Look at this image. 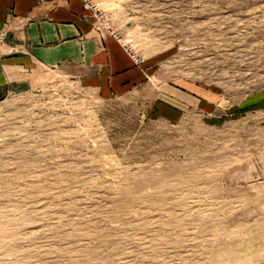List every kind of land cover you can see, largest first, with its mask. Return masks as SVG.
<instances>
[{"label":"rangeland","instance_id":"obj_1","mask_svg":"<svg viewBox=\"0 0 264 264\" xmlns=\"http://www.w3.org/2000/svg\"><path fill=\"white\" fill-rule=\"evenodd\" d=\"M92 2L147 78L0 102V264H264V0Z\"/></svg>","mask_w":264,"mask_h":264},{"label":"crops","instance_id":"obj_2","mask_svg":"<svg viewBox=\"0 0 264 264\" xmlns=\"http://www.w3.org/2000/svg\"><path fill=\"white\" fill-rule=\"evenodd\" d=\"M0 33V102L58 73L111 96L143 83L149 72L97 27L82 0H0ZM166 91L189 97L170 86Z\"/></svg>","mask_w":264,"mask_h":264},{"label":"built area","instance_id":"obj_3","mask_svg":"<svg viewBox=\"0 0 264 264\" xmlns=\"http://www.w3.org/2000/svg\"><path fill=\"white\" fill-rule=\"evenodd\" d=\"M82 1H83L85 8L90 11L97 27L105 30L109 35L115 37L123 45V47L125 48V51L129 53L133 61L137 63L138 58H137L136 53L129 46L126 45V43L121 38V35H119L117 31L112 29V27L108 23L106 16L100 10H98V8L92 2V0H82ZM2 39H3V33H0V50H1Z\"/></svg>","mask_w":264,"mask_h":264}]
</instances>
